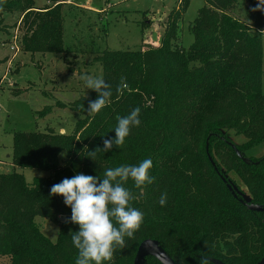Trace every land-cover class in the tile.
<instances>
[{
    "label": "trees",
    "instance_id": "trees-1",
    "mask_svg": "<svg viewBox=\"0 0 264 264\" xmlns=\"http://www.w3.org/2000/svg\"><path fill=\"white\" fill-rule=\"evenodd\" d=\"M62 1L36 7L34 0H0V15L21 16L23 52L64 50ZM188 1L178 0L170 10L157 45L102 51L97 61L112 95L98 113L87 112L98 95L91 91L71 102L83 114L72 132L13 133L12 169L0 171V256L9 264H75L69 230L78 225L65 222L70 207L50 187L77 172L103 177L107 168L145 158L153 162V182H124L143 221L105 264H132L144 239L156 240L175 264H198L200 257L208 264L263 259L264 210L248 205L264 207V154L246 161V153L264 142L263 11L258 0H204L189 25L193 41L184 48L176 33ZM238 2L249 5L250 23L233 13ZM135 107L140 125L119 148L104 152L102 140L114 137L117 117ZM52 109L46 105L35 115ZM231 133L245 140L235 143ZM16 167L49 175L28 183ZM161 193L167 194L163 207ZM37 216L57 226L55 240L43 234ZM143 264L161 263L148 255Z\"/></svg>",
    "mask_w": 264,
    "mask_h": 264
},
{
    "label": "rangeland",
    "instance_id": "rangeland-1",
    "mask_svg": "<svg viewBox=\"0 0 264 264\" xmlns=\"http://www.w3.org/2000/svg\"><path fill=\"white\" fill-rule=\"evenodd\" d=\"M62 2L60 10L63 15L64 50L59 53L23 52L20 45L18 50H11L15 33L18 44L21 41V16L17 12L0 15V171L12 169L14 132H42L49 128L64 134L72 132L75 122L83 114L71 109V102L94 91L86 88L78 74L102 76L101 64L97 58L105 49L134 50L139 46L157 45L168 13L178 4V0ZM48 3V0H34L36 7H43ZM203 4L204 0H189L178 22V44L184 48L193 41L189 25ZM248 6L238 2L233 13L250 23ZM262 45L261 91L264 94V26ZM6 69H10V72L4 77ZM57 101L66 104L65 107L57 106ZM46 105H51L52 111L44 117L36 116L35 112ZM231 138L235 143L245 140L241 134L231 133ZM263 154L264 142L246 153V161ZM59 158H64L63 152ZM15 170L23 173L28 183L33 177L49 175L46 170L19 167ZM245 196L247 198V194ZM35 221L45 236L55 240V224L39 216L35 217ZM0 264H9L8 256H0Z\"/></svg>",
    "mask_w": 264,
    "mask_h": 264
},
{
    "label": "clouds",
    "instance_id": "clouds-1",
    "mask_svg": "<svg viewBox=\"0 0 264 264\" xmlns=\"http://www.w3.org/2000/svg\"><path fill=\"white\" fill-rule=\"evenodd\" d=\"M262 6L264 0H258L257 8L264 11ZM78 75L86 88L98 94L89 101L87 112L98 113L112 95L109 84L99 75ZM139 113L140 108L135 107L127 115L117 117L112 128L114 137L102 140L104 152L124 143L130 129L140 125ZM152 166L151 158H145L137 164L107 168L103 177L77 172L50 187V194L62 196L64 205L70 207L71 214L65 222L78 225L77 230H69L71 244L77 250L75 264L110 262L115 246L123 248L125 237H133L144 214L131 206V193L124 182L131 178L136 187L152 183ZM158 203L161 207L166 205V193H161ZM198 264H208V259L200 257Z\"/></svg>",
    "mask_w": 264,
    "mask_h": 264
},
{
    "label": "water",
    "instance_id": "water-1",
    "mask_svg": "<svg viewBox=\"0 0 264 264\" xmlns=\"http://www.w3.org/2000/svg\"><path fill=\"white\" fill-rule=\"evenodd\" d=\"M227 187L234 195L230 185L227 184ZM248 207L255 210H264V207L254 204H249ZM148 255L155 257L161 264H175L173 260L168 256V254L163 250V248L158 244V242L154 239H144L139 243L132 264H143L145 256ZM215 263L221 264L218 261H215ZM257 264H264V259Z\"/></svg>",
    "mask_w": 264,
    "mask_h": 264
},
{
    "label": "built area",
    "instance_id": "built-area-1",
    "mask_svg": "<svg viewBox=\"0 0 264 264\" xmlns=\"http://www.w3.org/2000/svg\"><path fill=\"white\" fill-rule=\"evenodd\" d=\"M17 35H16V33H15V35H14V38H13V42H12V44L10 45V49L11 50H13V51H16V50H18V48H19V44H18V40H17ZM10 66V65H9ZM9 72H10V69H6V71H5V73H4V77L7 75V74H9Z\"/></svg>",
    "mask_w": 264,
    "mask_h": 264
}]
</instances>
